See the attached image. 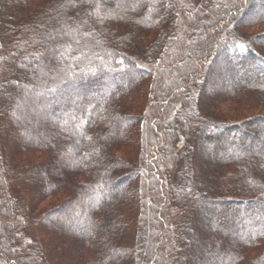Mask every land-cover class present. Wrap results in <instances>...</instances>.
<instances>
[{
    "label": "trees",
    "instance_id": "obj_1",
    "mask_svg": "<svg viewBox=\"0 0 264 264\" xmlns=\"http://www.w3.org/2000/svg\"><path fill=\"white\" fill-rule=\"evenodd\" d=\"M257 11L0 0V264H264Z\"/></svg>",
    "mask_w": 264,
    "mask_h": 264
},
{
    "label": "rangeland",
    "instance_id": "obj_2",
    "mask_svg": "<svg viewBox=\"0 0 264 264\" xmlns=\"http://www.w3.org/2000/svg\"><path fill=\"white\" fill-rule=\"evenodd\" d=\"M228 5V4H227ZM244 6H245V4H244ZM226 7V6H225ZM234 10L237 12V15L236 16H234L233 15V18L231 19V20H229V22L231 23H234V22H237V21H239L240 20V16H239V13H240V10H241V7H236V8H234ZM228 12H229V10H228ZM256 15L258 16V15H261V16H263L264 15V11H257V13L253 16H250V17H246L247 18V20L249 21V19L251 20L253 17H256ZM227 18H225L224 19V22L225 23H227V21L228 20H226ZM223 22V23H224ZM222 23V24H223ZM247 31H245L247 34H249V35H253V34H260V33H264V24H260V25H251V27L250 28H247L246 29ZM213 34V33H212ZM211 34V35H212ZM203 35H205V33H203ZM206 37H207V35H206ZM190 41V40H189ZM255 47H257L258 48V50L260 51V52H262L263 54H264V42H261L260 44H255ZM187 53V57H186V59H191L192 57H191V55H189V51H187L186 52ZM185 59V60H186ZM174 68H175V65H172V64H169L167 67H165V69L166 70H170V72L168 73V82H169V87L170 86H175L176 84H178V82L181 80V79H179V77L176 75V73L174 72ZM129 76H126L125 78H128ZM260 77H262V78H264V74L262 75V74H260ZM124 78V77H123ZM219 81H220V79L218 78V79H214V81L211 83V85H208L207 86V88H206V90H205V93H207V94H209V95H211V96H215V95H218L219 93H221L222 91H220V89L221 88H218V86H219ZM229 84H230V82H229ZM116 84L115 83H113V86H115ZM88 95H91L90 93L89 94H87L86 96H88ZM80 96H82V95H80ZM92 96V95H91ZM260 112H262V111H259V113ZM253 114H256V113H253ZM42 127V126H41ZM47 127V126H46ZM42 130H44V131H47V135H52V131H53V129L52 130H50L49 131V129L48 130H46L45 128H41ZM157 138L158 137H156V140H157ZM210 166V168H211V163L209 164ZM210 168H208L207 170L209 171V170H211ZM113 184H115V180H114V182H113ZM124 198H127V199H129V200H132V197H131V190L129 189V190H125L124 191ZM224 195V194H223ZM220 196H222L221 194H220ZM54 200V201H53ZM60 201V199H52V202H48V203H46L48 206L50 205V204H52V205H55V204H57V203H60L59 202ZM159 220V219H158ZM156 223V222H155ZM156 227H158V225H156ZM1 235V234H0ZM156 236H158L159 237V235H156ZM0 238H1V236H0ZM66 238H61L60 240H61V243L59 244V246L61 247V249H66V244H68L67 243V241H64ZM67 240V239H66ZM34 257H36V258H40V257H43L41 254L40 255H37V256H34ZM11 261H13V262H19L18 264H24V262H23V259L20 257V259L18 258H16V256H13V257H11V259H10V262H8V263H6V264H11L12 262ZM22 261V262H21ZM57 261H59L58 263L59 264H78V261H74V259H63V257L61 256V255H59L58 257H57Z\"/></svg>",
    "mask_w": 264,
    "mask_h": 264
}]
</instances>
